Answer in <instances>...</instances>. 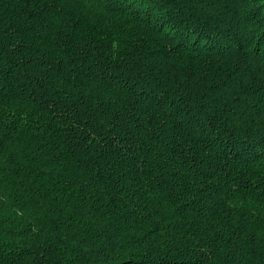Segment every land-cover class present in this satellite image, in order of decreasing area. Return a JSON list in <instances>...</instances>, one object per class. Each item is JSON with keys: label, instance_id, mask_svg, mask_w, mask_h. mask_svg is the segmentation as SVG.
<instances>
[{"label": "trees", "instance_id": "trees-1", "mask_svg": "<svg viewBox=\"0 0 264 264\" xmlns=\"http://www.w3.org/2000/svg\"><path fill=\"white\" fill-rule=\"evenodd\" d=\"M0 143V264H264V0H0Z\"/></svg>", "mask_w": 264, "mask_h": 264}, {"label": "snow or ice", "instance_id": "snow-or-ice-1", "mask_svg": "<svg viewBox=\"0 0 264 264\" xmlns=\"http://www.w3.org/2000/svg\"><path fill=\"white\" fill-rule=\"evenodd\" d=\"M108 2H115V0H108ZM161 103H163V101H161ZM3 152V144L0 143V153Z\"/></svg>", "mask_w": 264, "mask_h": 264}]
</instances>
